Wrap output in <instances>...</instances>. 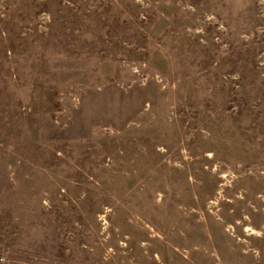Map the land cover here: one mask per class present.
Listing matches in <instances>:
<instances>
[{
	"label": "rangeland",
	"instance_id": "1",
	"mask_svg": "<svg viewBox=\"0 0 264 264\" xmlns=\"http://www.w3.org/2000/svg\"><path fill=\"white\" fill-rule=\"evenodd\" d=\"M0 264H264V0H0Z\"/></svg>",
	"mask_w": 264,
	"mask_h": 264
}]
</instances>
